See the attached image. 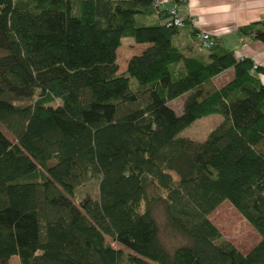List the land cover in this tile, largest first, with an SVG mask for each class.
<instances>
[{
  "label": "trees",
  "instance_id": "1",
  "mask_svg": "<svg viewBox=\"0 0 264 264\" xmlns=\"http://www.w3.org/2000/svg\"><path fill=\"white\" fill-rule=\"evenodd\" d=\"M185 1L0 0V264H264V66L203 45ZM237 31L264 42V19ZM124 36L146 46L118 71ZM225 199L260 236L245 252L208 216Z\"/></svg>",
  "mask_w": 264,
  "mask_h": 264
},
{
  "label": "rangeland",
  "instance_id": "2",
  "mask_svg": "<svg viewBox=\"0 0 264 264\" xmlns=\"http://www.w3.org/2000/svg\"><path fill=\"white\" fill-rule=\"evenodd\" d=\"M146 43L136 42L131 36H124L121 39V44L117 48V63L118 71L126 69L127 60L132 54L138 53ZM226 78V73L216 76L212 79V83L215 85H221L223 78ZM223 81V82H222ZM228 81V80H227ZM182 100L178 97L170 102V104L177 108ZM222 119V115L219 113H212L204 115L195 119L190 125L184 127L178 135L189 136L196 140H203L208 132ZM2 130L6 135L13 139L11 134L8 133L3 127ZM97 179H92L86 184L79 186L76 190V196L74 201L77 202L86 192H89L93 196L97 195ZM153 213L156 216L159 227L160 237L163 243L170 249H174L175 246L185 241V237L181 234L174 232L167 226V218L165 215V208L162 203H157L153 207ZM209 218L216 224L226 238L231 240L241 251H247L254 243L259 239L258 232L247 222V220L240 214V212L228 201L223 200L214 210L209 213ZM106 239L111 242L115 247H118L115 241H111L108 236ZM127 251L126 248H123ZM12 262H19L18 257L14 255L11 259ZM120 264H126L121 262Z\"/></svg>",
  "mask_w": 264,
  "mask_h": 264
},
{
  "label": "crops",
  "instance_id": "3",
  "mask_svg": "<svg viewBox=\"0 0 264 264\" xmlns=\"http://www.w3.org/2000/svg\"><path fill=\"white\" fill-rule=\"evenodd\" d=\"M177 11L194 18L191 23L198 33L206 31L217 36L220 43L234 50L236 57L250 56L255 63L264 66V42L237 31L240 25L264 19V0H186L177 5ZM187 39L195 42L197 36L187 32ZM223 73H226L227 77L223 78L226 82L233 76V69L228 68L216 76ZM260 78L264 83V74ZM181 108L182 100L174 109L180 112Z\"/></svg>",
  "mask_w": 264,
  "mask_h": 264
},
{
  "label": "built area",
  "instance_id": "4",
  "mask_svg": "<svg viewBox=\"0 0 264 264\" xmlns=\"http://www.w3.org/2000/svg\"><path fill=\"white\" fill-rule=\"evenodd\" d=\"M166 1L167 0H156V3L157 4H164ZM171 12L174 13L173 22L175 24H178V25L181 24L183 21L181 16H178V14L174 8L171 9ZM199 37L202 38L203 45H208L211 42L210 33L206 32V31L199 32Z\"/></svg>",
  "mask_w": 264,
  "mask_h": 264
}]
</instances>
